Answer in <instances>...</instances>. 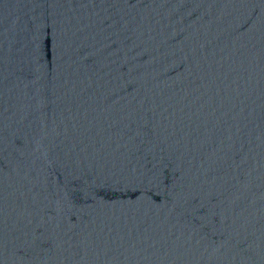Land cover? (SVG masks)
<instances>
[{
	"label": "water",
	"instance_id": "1",
	"mask_svg": "<svg viewBox=\"0 0 264 264\" xmlns=\"http://www.w3.org/2000/svg\"><path fill=\"white\" fill-rule=\"evenodd\" d=\"M0 264H264V0H0Z\"/></svg>",
	"mask_w": 264,
	"mask_h": 264
}]
</instances>
